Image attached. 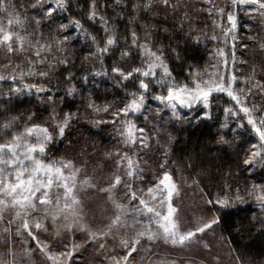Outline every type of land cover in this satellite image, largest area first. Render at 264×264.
<instances>
[{
    "label": "trees",
    "instance_id": "trees-1",
    "mask_svg": "<svg viewBox=\"0 0 264 264\" xmlns=\"http://www.w3.org/2000/svg\"><path fill=\"white\" fill-rule=\"evenodd\" d=\"M14 2L17 14L26 23L23 26L15 23L8 25L9 17L0 14V25L5 31L13 33L14 49L9 53L5 45H0V75L5 77L0 80V143L9 142L13 136L20 134L31 124L40 123L49 114L47 105L26 92L28 85L36 86L32 89L42 87L47 95L59 97L60 113L79 115L91 109L120 106L127 102L126 94L136 91V88L131 81L127 82V88L122 87L111 69L119 66L118 61L125 67L140 66L141 57L136 49H133L132 55L124 60L120 58V53L130 43L129 29L135 28L137 33L144 32L141 25L145 24L153 28L168 27L171 38L165 39L162 33L156 38L164 45L180 44L181 47L177 49L180 52V59L173 57L167 61L175 83L189 82V72L193 74L203 69L208 64L215 46L221 45L229 57H232V45L235 44L233 68L238 73L239 81L241 78L244 80L242 86L244 92H248V88L255 81L264 84V48L261 47L264 44V23L243 14L238 10L240 8H232L227 0H209V3H205L204 0H172L180 5L179 15L171 11L165 13L157 7L152 12L137 13L138 19L133 24L127 23L132 13V5L143 4L144 0H120L119 6L115 0H98L99 5H107L103 14L108 16L118 39L117 46L99 59L95 55L96 43L103 46L107 37L99 22L93 23L86 19L91 0H70L69 11L57 10L54 14L55 23H48L46 17L42 18L44 14L39 6L32 7L37 0ZM212 5L225 8V15L223 17L218 14L209 15L206 9ZM43 6H48V0H44ZM228 10L237 13L238 30L235 41L229 36L225 43L220 27L215 25L227 26L225 21ZM213 11L215 13V9ZM184 13L188 14L189 19L184 21L181 29L180 16ZM118 14L124 18L117 21ZM166 17V24L158 23ZM36 20H40V23L36 24ZM73 20L80 21L84 32L72 29V39L63 44L62 48H56L55 45L64 35L62 32L57 35L58 26L70 24ZM189 23L195 30L194 34L200 36L199 45L186 43L185 39L180 38L182 33L189 31ZM17 33L26 41L23 49L20 42L15 39ZM212 35L218 36V40L205 39V36ZM91 37H95L96 43L91 41ZM29 40L32 41L31 47L27 44ZM37 40L41 44L53 45L51 51L42 49L41 56L37 57L35 55ZM52 57L66 58L69 61L67 68L64 65L53 64ZM39 59H44L45 63H38ZM29 61L32 63L29 64ZM49 65H52V68ZM29 69L36 74L29 75ZM40 71H49V78L40 77ZM21 72L24 73L23 76ZM69 75L72 76L71 80L66 79ZM245 81H249V84ZM16 89L20 91H15ZM161 94H166V88L153 83L146 94V102L152 104V96ZM238 94L244 99V93ZM253 105L259 106L258 109L264 108V91L252 89L245 106ZM234 106L235 102L225 94H213L208 109L210 119H204L203 115H200L195 120L182 124L169 120L165 124L162 120L158 121L159 118L156 121L152 118L153 121H150V115L147 119L132 117L135 123L148 131L146 136L151 139L148 140V148L132 149L131 152L148 167L159 171H161L159 163L166 159L168 171L184 174L194 181L207 200L209 198L215 200L218 195L222 198L223 194H229L234 198L236 189H239L240 195L244 196L243 203L237 202L234 206L221 210L212 205L211 207L215 216L220 219L218 226L231 252L247 264H264V209L254 196L250 197L247 194L255 184L264 181V167L257 165L246 170L242 163L248 153V146L253 141L254 131L247 124V117L242 112L236 117L225 113V109ZM260 115H264V112L253 113L254 117ZM5 123H9L10 127L5 129ZM225 124L227 127H224ZM118 128V123L94 125L86 120L77 119L63 138L48 145L46 153L40 158L44 162H53L67 156L90 157L100 147L106 148L114 143ZM221 136H224L228 143H218ZM93 260V257H88L85 262L91 264Z\"/></svg>",
    "mask_w": 264,
    "mask_h": 264
},
{
    "label": "snow or ice",
    "instance_id": "snow-or-ice-1",
    "mask_svg": "<svg viewBox=\"0 0 264 264\" xmlns=\"http://www.w3.org/2000/svg\"><path fill=\"white\" fill-rule=\"evenodd\" d=\"M208 3L209 0H204ZM53 3L55 6L53 7ZM117 6L120 5V0H115ZM44 0H37L36 4L32 7L39 6L47 18L48 23H55V13L57 10L69 11L70 0H48V6L44 7ZM241 5H251L253 11L260 13L264 17V0H231V7L238 8ZM160 8L165 13L171 11L175 15H179L180 5L172 2V0H144L143 4L135 3L132 5V13L128 24H133L137 21V13L152 12L155 8ZM107 5H99L98 0H91L88 6V14L86 19L93 23L99 22L100 27L104 30L106 39L103 42V46L96 43L95 37H91V41L96 43L95 55L99 59L104 55L109 54L118 43L116 31L111 27L109 18L103 14L106 11ZM215 9V13L214 10ZM209 15L218 14L223 17L225 15V8H217L216 5H212L206 9ZM0 14H3L8 19V25L15 23L18 26H23L26 21L22 20L17 14V6L14 0H0ZM123 15L118 14L117 21L122 20ZM227 26L215 25L220 27L221 34L225 37V43L227 38L232 37L233 41L236 39V32L238 30V18L237 13L232 10L227 11ZM189 16L184 13L180 16V28H183V23L188 20ZM36 24L40 23V20L35 21ZM161 25L167 23V17L158 22ZM144 30L143 43L140 42L141 38L138 36L135 28L129 29L130 43L127 44V48L120 53V58L124 60L132 55V50L136 49L141 57L140 66L137 67H125L123 64L114 66L111 72L121 83L124 88L128 87L127 82H133V86L136 91L127 93L122 107L111 110L109 107L103 109L104 112L111 111L113 119L111 121L98 120L97 124H119L118 132L122 143L129 150L148 148V140L151 137L146 136V129L139 127L133 119L129 117H137L142 115L145 108L146 94L150 90V86L155 83L161 88H166V94L155 96L154 99L158 100L166 108L172 110V115L177 119H181V115L178 114V108L192 109L194 106L203 105L205 111L203 112L204 119H210V113L208 109L211 106V98L213 94H225L231 101L235 102L234 108L225 109V113L238 116L239 113H243L247 117V124L251 126L259 139V143L252 144V149L245 155L242 163L245 169L254 166L264 167V115L254 117V112H264V108L257 109L255 105L252 107L245 106L247 97L252 93V89L264 91V84L260 81H255L248 88V92H244L241 88L239 91L244 93V99L238 94L234 85L237 82V76L232 73L229 74L225 71V74H220L219 65L213 64L212 67L217 69L211 74H208V78L205 79L203 75L196 74L193 78V74L189 72V82L178 84L174 82L172 72L167 61L173 57L180 59V52L177 51L181 46L177 43L173 45H164L158 37L161 33L165 39L171 38V32L168 27L153 28L147 24L141 25ZM175 27V26H173ZM74 29L77 32H84L83 25L79 20H73L70 24H60L57 28V35L61 32L64 33L62 39L55 45L56 48H62L63 44L69 42L72 39L71 30ZM195 30L189 23V31L182 33L180 38L185 39L186 43L193 45H199L201 39L199 35L194 34ZM0 45H5L7 52H12L13 49V33L11 31H5L4 27L0 25ZM87 36V33H85ZM15 39L20 42V47L23 49L25 46V39L19 33L16 34ZM205 39L212 41L218 40V36L212 35L211 37L205 36ZM127 40V37H126ZM29 47L32 46V41H27ZM53 45L46 43L41 44L39 40L36 41L35 55L41 56V50L47 49L51 51ZM264 48V44L261 45ZM232 61L235 65V44L232 45ZM155 49V50H153ZM218 55L223 59L225 69L228 66V57L224 49L217 50ZM32 61H29L31 64ZM38 63L44 64V59H39ZM53 64L64 65L67 68L69 61L64 59H58L52 57ZM126 63V60H125ZM52 68V65H49ZM29 69V75H35ZM101 73H93V75H100ZM107 74V73H104ZM24 73L21 72V76ZM49 71H40L39 76L49 78ZM255 73L253 72V76ZM5 79L0 75V80ZM15 79V77H13ZM67 80H71L72 76L69 75ZM85 81L87 77L84 78ZM251 79V78H250ZM249 84V81H245ZM29 89L36 87L35 85L26 86ZM15 91H20L16 89ZM37 91H45V89L37 88ZM91 107V105H90ZM238 109V110H237ZM97 111H99L97 109ZM159 115V113H157ZM69 115H66L61 124L56 126L57 134L60 138H63L65 130L69 124ZM144 119H147L145 116ZM243 127V125H240ZM10 127L9 123L4 124V128ZM227 127V124L224 125ZM34 140V142H33ZM54 140V136L49 132L47 127L41 125H32L27 127L23 133L15 135L7 143H0V218L6 209H12L15 211V220L17 223V235H21L22 232L27 233V236L32 240L37 241V248L40 249L41 254L46 256L48 260H51L53 264H56L55 256L50 254V250L46 246H42L37 237L33 235L30 229L29 216L33 212H42L43 218L51 216L53 224L56 223L58 218H62L64 223L62 225L65 231H73L79 229L88 233L89 239L93 243H97L101 250H104L106 245L101 240L107 239L110 235L113 239L116 238V233L120 229H127L132 232V236L122 238L119 241L120 247L125 249V253L119 257V259L113 255L108 260V264H130V257L132 254L138 251L137 246L142 241L148 242L163 240L164 243H170L171 245L184 246L186 242H190L197 233H204L206 230L212 229L213 225L220 222L219 217L213 216L207 222L199 225L195 231L181 232L178 221L174 218L177 213V208L173 206V197L177 193L178 188L173 180L172 174L167 171V160L159 163L161 174L158 175L156 182L152 186L147 188V197L138 196L137 192L142 190H135L133 184L136 179L143 181V169L139 167L137 160L134 156H130L128 151H125L123 155L119 152L116 153V167L118 173L115 174L113 179H110L107 187H100L98 191L107 194L108 199L112 202L115 209L114 218H109L110 223L107 224L105 229H98L92 231L80 222V201L76 196L77 189V172L73 169L71 163H64L63 161L45 163L43 157L46 153L47 147ZM218 143H228V141L221 136ZM111 155V154H109ZM126 163L123 175L129 179H124L119 174V169ZM65 169L68 173L65 174ZM123 184L126 189L125 196L129 200V204L125 205L115 198V192L118 186ZM89 186V182L85 180L82 186ZM62 189V192L57 191L53 193V188ZM229 191H231L229 189ZM39 194V195H37ZM248 196H254L260 203L262 209H264V186H253V189L249 191ZM53 196L55 197L53 199ZM38 201V204H37ZM138 201V204L132 202ZM243 203L244 196L240 195L239 189L233 196L229 194H223L222 198L218 195L215 200L209 198L206 203L216 207L217 210L227 209L234 206L235 203ZM166 209V211H165ZM130 221V222H129ZM11 224L12 221H9ZM153 225L155 229L153 230ZM37 230L43 228L40 218L35 223ZM22 230V231H21ZM47 231V229H43ZM7 232L8 229H5ZM59 236V229L56 232ZM67 247V246H66ZM76 245H73L75 248ZM73 251L61 252L59 255L66 256L68 259L65 264H69ZM15 257V253H12ZM27 255V253H26ZM0 264H16L15 259L12 261L0 260Z\"/></svg>",
    "mask_w": 264,
    "mask_h": 264
},
{
    "label": "rangeland",
    "instance_id": "rangeland-1",
    "mask_svg": "<svg viewBox=\"0 0 264 264\" xmlns=\"http://www.w3.org/2000/svg\"><path fill=\"white\" fill-rule=\"evenodd\" d=\"M227 1L231 3V0ZM253 7L254 6L251 5H241L238 7L240 8L238 10L257 20L259 23H264V17H262L259 12L253 11ZM225 23H227V20ZM137 34L141 38L140 42L143 43L144 32ZM218 49H224V47L221 45L215 46L210 54L208 64L203 69L193 72V78L196 74H200L207 79L208 74L217 70L212 67L213 64L219 65L220 74L223 75L225 71H227L229 74L234 73L238 78V73L236 70L234 71L233 68L232 57H229V54L225 52L229 61L227 69H225L223 59L217 53ZM243 82V78H241V81H239L238 78L234 85L238 93L243 86ZM236 86H241V88L237 89ZM25 90L27 93L37 98L40 103L47 105L49 108L48 116L40 121V123H35V125L47 127L49 132L54 136V140L60 139L57 134L56 126L63 122L66 115H69L59 112L58 107L60 98L47 95L45 91H37V88H26ZM154 97L155 96H152L151 98L152 104L145 102L142 115L137 117H142L144 119L145 116L148 117V115H150V121H153V119L156 121L159 118L158 121L162 120L165 124L168 123V120L182 124L190 120H195L200 115H203L205 111L203 105L194 106L192 109L178 108L177 112L181 115V119L177 120L172 115V110L166 108L158 100L154 99ZM122 106L123 104L109 108L114 110ZM105 107L107 106L91 109L79 115L70 114L69 124L65 132L77 119L86 120L94 125H97L95 122L98 120L111 121L113 119L111 111L107 113L104 112L103 109ZM256 108L258 109L259 106H256ZM97 109L99 111H97ZM157 113H159V115H157ZM129 118L132 119V117ZM136 124L142 127L140 124ZM32 125L34 124L28 127ZM24 130L21 133H23ZM147 132L148 131H146V134ZM253 137V141L248 146V153L252 149V144L259 143V139L257 135L255 136V132ZM115 138L111 146L106 148L100 147L97 152L90 157L71 158L67 156L65 159L53 161L57 163L61 161L64 163H71L73 169L78 170L77 189L75 194L77 199L81 202L80 222L92 231H97L98 229L106 230L107 224L110 223L109 218H114L115 209L112 202L108 199L107 194L99 192L98 188L107 187L109 180L113 179L115 174L118 173L115 164L117 152L123 155L125 151H128V154L134 156L139 167L143 169V181L136 179L133 184L135 190H142L137 192L138 196H143L145 199H148L146 195L147 188L152 186V184L156 182L158 175L161 174V171L148 167L140 158L133 155L131 150L126 148L122 143L119 132L115 135ZM125 168L126 163L119 169V174H121L124 179H129L123 175ZM166 170L168 171V169ZM67 173L68 170L65 169V174ZM171 174L178 188L177 193L173 197V206L178 210L174 218L178 221L181 232L195 231L199 225L215 216V213L211 205L206 203L207 198L194 181L190 180L184 174ZM85 180L89 182L91 187L86 185L82 186ZM255 186H264V181L255 184ZM52 191L53 193L57 191L62 192V189L58 190L54 187ZM125 193L126 189L123 184H121L118 186L114 195L117 201L128 205L129 200L126 198ZM54 198L53 196V199ZM132 203L138 204V201ZM257 203L260 205L258 201ZM38 218H40V222L43 224V228L40 230H37L35 227ZM28 219L33 235L37 237L42 246H46L50 250V254L55 256L56 264H65L68 258L59 255V253L66 251L74 252L69 264H87L85 261L88 257H93L95 260H93L91 264H108V260L111 256L115 255L119 259L126 251L120 247V239L133 235V233L127 229H120V231L116 233L115 239L110 235L107 239L100 241L106 245L105 249L101 250L97 243L90 241L86 231L79 229L65 231L62 227L64 223L62 218H58L56 223L53 224L51 216L43 218L42 212H33ZM9 221H12V223L10 224ZM17 223L18 221L15 220V211L10 208L6 209L2 214V218H0V260L12 261L15 259L16 264H53L51 260H48L46 256L41 254L40 249L37 248V241L32 240L27 236V233L24 232H22L21 235H17ZM5 229H8V231L6 232ZM43 229H47V231ZM58 229L60 232L59 236L56 235ZM153 230H156L155 225H153ZM73 245H76V247L73 248ZM137 248L138 251L133 253L132 257H130V264H247L231 252L218 224L213 225L212 229L206 230L204 233H197L196 236L193 237L190 242H186L184 246H173L170 243H164L163 240L152 242L144 240ZM12 253H15V257H13ZM121 264H123V262H121Z\"/></svg>",
    "mask_w": 264,
    "mask_h": 264
}]
</instances>
